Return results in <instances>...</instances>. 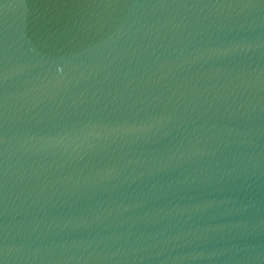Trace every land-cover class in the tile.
Segmentation results:
<instances>
[{"label":"water","instance_id":"water-1","mask_svg":"<svg viewBox=\"0 0 264 264\" xmlns=\"http://www.w3.org/2000/svg\"><path fill=\"white\" fill-rule=\"evenodd\" d=\"M0 264H264V0H0Z\"/></svg>","mask_w":264,"mask_h":264}]
</instances>
